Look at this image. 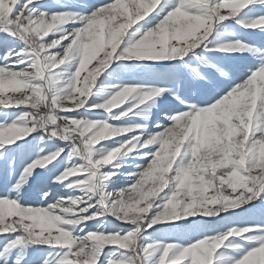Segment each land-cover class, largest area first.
Listing matches in <instances>:
<instances>
[{
	"label": "snow or ice",
	"instance_id": "obj_1",
	"mask_svg": "<svg viewBox=\"0 0 264 264\" xmlns=\"http://www.w3.org/2000/svg\"><path fill=\"white\" fill-rule=\"evenodd\" d=\"M0 264H264V0H0Z\"/></svg>",
	"mask_w": 264,
	"mask_h": 264
},
{
	"label": "rangeland",
	"instance_id": "obj_2",
	"mask_svg": "<svg viewBox=\"0 0 264 264\" xmlns=\"http://www.w3.org/2000/svg\"><path fill=\"white\" fill-rule=\"evenodd\" d=\"M254 39H259V37H253Z\"/></svg>",
	"mask_w": 264,
	"mask_h": 264
}]
</instances>
